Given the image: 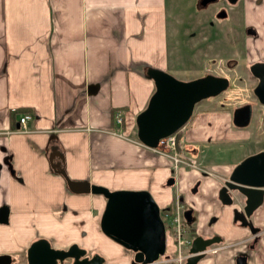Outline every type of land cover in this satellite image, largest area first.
<instances>
[{"label": "crops", "instance_id": "1", "mask_svg": "<svg viewBox=\"0 0 264 264\" xmlns=\"http://www.w3.org/2000/svg\"><path fill=\"white\" fill-rule=\"evenodd\" d=\"M261 1L245 0L251 21ZM168 7L167 0H0V210L7 214L0 256L9 254L11 264H27L28 246L42 238L52 248L98 252L105 264H132L133 252L101 232L107 199L69 181L147 190L161 210H175L180 198L191 232L220 235L227 245L250 236L218 190L242 160L264 152V106L251 128L235 126L230 110L205 106L194 115L181 139L196 167L173 169L168 153L138 141L136 116L155 87L148 71L169 70ZM251 47L254 58L263 51L264 27ZM252 217L264 230V198ZM257 242L199 264H235L237 254L264 264V232Z\"/></svg>", "mask_w": 264, "mask_h": 264}, {"label": "water", "instance_id": "2", "mask_svg": "<svg viewBox=\"0 0 264 264\" xmlns=\"http://www.w3.org/2000/svg\"><path fill=\"white\" fill-rule=\"evenodd\" d=\"M213 0H203L206 4ZM252 74L259 78L254 87L255 97L264 106V63L251 66ZM148 77L154 80L152 96L136 116L138 141L147 147L157 145L158 140L175 134L191 118L195 106L205 98H214L225 91L229 80L216 75H204L200 78L183 81L165 70L150 68ZM251 107L243 106L236 110L234 124L245 126L251 121ZM70 185L75 189L92 192L107 199L101 217V232L128 251H132V264H153L157 257L166 251V233L160 218V208L147 190L135 191L122 189L110 191L104 186L84 184ZM227 191L237 192L244 204L243 211H233V218L242 226L249 224L248 216L258 209L264 198V152H257L239 163L223 186L219 188L220 200L230 205L232 196ZM5 208L0 210V222L7 220ZM190 212L185 213L188 221ZM253 234L257 232L249 225ZM220 237V236H219ZM219 237L204 238L196 236L191 242L192 256L186 264H197L203 258V251L212 244L219 243ZM46 239L34 241L27 249V264H105L99 253L87 256L85 249L70 245L66 250L52 248ZM11 256L2 254L0 264H11ZM68 260V261H67ZM237 264H245V258H238Z\"/></svg>", "mask_w": 264, "mask_h": 264}, {"label": "rangeland", "instance_id": "3", "mask_svg": "<svg viewBox=\"0 0 264 264\" xmlns=\"http://www.w3.org/2000/svg\"><path fill=\"white\" fill-rule=\"evenodd\" d=\"M167 2L169 74L186 82L206 74L228 78L230 82L226 91L218 96L202 99L198 103L200 105L195 106L191 118L205 106L232 111L243 103L255 102L251 89L254 79L249 73L250 60L255 57L251 51L254 39L245 34L246 28L252 22L245 0H213L207 4L203 0ZM262 20L264 18L260 21ZM258 106L254 111L256 113L260 110ZM247 126L253 127L252 123ZM246 143L249 148L255 146L252 139ZM260 146L264 148V143ZM200 147H197L198 151H201ZM207 147L208 145H203L202 151L210 149L211 146ZM223 156L231 159L233 154L230 152ZM166 221L170 224L171 220L167 218ZM183 224L190 229L191 224L187 220H183ZM174 239L173 234L168 235L166 255L173 256L177 252ZM169 244L173 246L172 249ZM95 253L87 252L89 256Z\"/></svg>", "mask_w": 264, "mask_h": 264}, {"label": "flooded vegetation", "instance_id": "4", "mask_svg": "<svg viewBox=\"0 0 264 264\" xmlns=\"http://www.w3.org/2000/svg\"><path fill=\"white\" fill-rule=\"evenodd\" d=\"M258 7H254L253 9H254V13H253V21L251 22V23H249V26L246 28V33L245 34H247L249 37L251 36V38H258L259 39V35H260V32H261V30H263V27H264V23H263V21L264 20H262V21H260L262 18H264V1L262 0L260 3H258V5H257ZM263 24V25H262ZM255 63H259V64H263L264 63V49H263V51H261V52H259L258 53V57H256V58H254L253 60H251V62L249 63L250 65V68H249V70L251 71V66L253 65V64H255ZM249 71V73H250V75L251 76H253V79H254V83H253V86H252V94H253V100L255 101V102H257V103H252V104H248V103H243L242 105H240V107H243V106H250L251 107V109H250V111H251V115L253 114V112H254V110L257 108V106L258 105H260L261 106V104H260V102H258V100L256 99V95H255V92H254V87L257 85V83H259V78L257 77V76H255L254 74H252L251 72ZM228 79V78H227ZM230 83V82H229ZM227 87H228V85H227ZM226 87V88H227ZM225 91H226V89H225ZM218 96V95H217ZM206 99V98H205ZM208 99H211V98H208ZM198 105H200V104H198ZM240 107H237V108H234V109H232V111H231V115H233V113L236 111V110H238V109H240ZM253 116V115H252ZM252 116H251V119H252ZM233 118H234V115H233ZM251 122V121H250ZM183 127H185V126H183ZM183 127H181L180 129H178V131H177V133H175L178 137H177V139H179V138H181L183 135H182V129H183ZM183 141V140H182ZM183 143H184V141H183ZM185 145H186V143H185ZM187 146V145H186ZM197 161V160H196ZM196 165H197V162H196ZM184 166V165H183ZM186 168H188V167H186ZM228 179V178H227ZM227 179H223L221 182V186H223V184H224V182L227 180ZM220 186V187H221ZM219 187V188H220ZM218 192H219V190H218ZM228 193H229V195H231L232 196V202H231V204L230 205H227V206H235L234 208V210H236V209H238V211H243V208H244V204L242 203L243 201L242 200H240L241 198H239V195H237V192H234V191H227ZM220 195V194H219ZM183 207V209H182V212L180 213V219L182 220H187L186 219V217H185V213L186 212H190V219H191V211H189V210H187V207H185V205L182 203V200H180V198L178 199V201H176V207L178 208V207ZM177 208L174 210V209H167V210H160L161 212V214H160V218H161V221H163V223H164V230H165V233H166V240H167V237H168V235L169 234H172V233H167V230L169 229V227L168 226H170V224H169V222L168 221H166V218H164V215H166L167 214V212H170V213H172V212H176V210H177ZM259 208V207H258ZM255 212V211H254ZM254 212H253V214H254ZM253 214L252 215H249L248 216V220H249V224L248 225H245L244 227H246L249 231H250V236L247 238V239H245V241H242V242H234V243H232V245H227V244H224V242H223V237L222 236H214V237H219L220 238V241H219V243H216V244H212V245H210V246H208L207 247V249L205 250V251H203V258H201L199 261H198V263L197 264H199V262L201 261V260H204L205 258H206V256L207 255H209V254H212V253H216V252H219L220 250H223V249H231L232 247H235V246H238V245H245V242H248L249 243V246H250V248L252 249V250H254L255 249V247H256V245H257V241H258V236H260L261 235V233H263L264 232V230L263 229H261V228H259L258 226L256 227L255 225H254V223H253V221H252V216H253ZM183 220H182V227H183V230H184V232H186V235L188 236V238L191 240V242H192V240L196 237L194 234L195 233H192V232H190L191 230L190 229H187V227H185V225L183 224ZM188 221V220H187ZM191 221H192V219H191ZM191 221H188L190 224H191ZM238 221V220H237ZM240 223V222H239ZM241 224V223H240ZM249 225H251V227L252 228H254V229H257V232L255 233V234H253L252 233V231L250 230V228H249ZM241 226H242V224H241ZM243 227V226H242ZM243 227V228H244ZM193 231V230H192ZM197 235V234H196ZM198 236V235H197ZM212 237V236H211ZM209 238V237H208ZM206 239V238H205ZM166 240H165V246H166ZM176 239H174V241H175ZM190 245V246H189ZM188 246H186L185 248H184V250H185V252H184V254L185 255H187L186 257H185V259L183 260V264H186L187 263V261H188V259H190V257L192 256V253H190L191 252V247H192V245H191V243L189 244ZM177 248V247H176ZM166 250H167V246H166ZM134 253V252H133ZM133 253H132V255H133ZM177 256V253L175 252V254L173 255V256H171V255H166V251H165V253H163V254H161V255H159L158 257H157V259H156V261L153 263V264H163L162 262H161V260H163L164 258H166V259H168V258H173V257H176ZM245 258V260H246V262H248V256H246V254L244 255V254H241V255H239V254H237L236 255V263L235 264H237L238 263V258ZM169 264H177L176 262H171V263H169ZM246 264V263H245Z\"/></svg>", "mask_w": 264, "mask_h": 264}, {"label": "built area", "instance_id": "5", "mask_svg": "<svg viewBox=\"0 0 264 264\" xmlns=\"http://www.w3.org/2000/svg\"><path fill=\"white\" fill-rule=\"evenodd\" d=\"M30 114L26 113L23 114L22 117H20L18 124L20 128L25 127V122L30 118ZM114 118L117 123L121 124V116L120 113L117 112L114 114ZM177 135H169L167 137H164L161 140H158L157 145L153 147L154 151H157L159 153H168L172 159V167L173 169H178L179 166L184 165L185 167L191 168L196 167V159L193 158L191 155L192 148L188 147L183 143L182 139H177ZM183 207H178L176 212H167L166 215H164V218L170 219V229L167 230V233H172L175 236V246L177 247V256L173 258H164L161 260L163 264H169L171 262H176L177 264H183V260L187 255L184 254L185 250L184 248L188 246L191 243V240L186 235V232L183 230L182 220L180 219V213L182 212ZM190 246V245H189Z\"/></svg>", "mask_w": 264, "mask_h": 264}, {"label": "trees", "instance_id": "6", "mask_svg": "<svg viewBox=\"0 0 264 264\" xmlns=\"http://www.w3.org/2000/svg\"><path fill=\"white\" fill-rule=\"evenodd\" d=\"M195 236H197L196 234H194Z\"/></svg>", "mask_w": 264, "mask_h": 264}]
</instances>
